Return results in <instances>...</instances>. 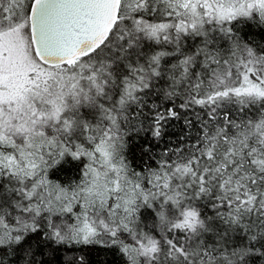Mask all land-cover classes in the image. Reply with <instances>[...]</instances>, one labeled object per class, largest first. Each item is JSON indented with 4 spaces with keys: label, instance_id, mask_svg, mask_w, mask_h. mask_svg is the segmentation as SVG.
Instances as JSON below:
<instances>
[{
    "label": "snow or ice",
    "instance_id": "1",
    "mask_svg": "<svg viewBox=\"0 0 264 264\" xmlns=\"http://www.w3.org/2000/svg\"><path fill=\"white\" fill-rule=\"evenodd\" d=\"M0 264H264V0H0Z\"/></svg>",
    "mask_w": 264,
    "mask_h": 264
},
{
    "label": "trees",
    "instance_id": "2",
    "mask_svg": "<svg viewBox=\"0 0 264 264\" xmlns=\"http://www.w3.org/2000/svg\"><path fill=\"white\" fill-rule=\"evenodd\" d=\"M104 257H101V259H103ZM108 259H111V257H108Z\"/></svg>",
    "mask_w": 264,
    "mask_h": 264
}]
</instances>
